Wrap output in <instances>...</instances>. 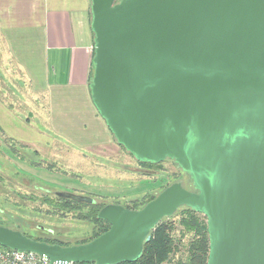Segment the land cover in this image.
<instances>
[{"label": "water", "instance_id": "95a60500", "mask_svg": "<svg viewBox=\"0 0 264 264\" xmlns=\"http://www.w3.org/2000/svg\"><path fill=\"white\" fill-rule=\"evenodd\" d=\"M90 2L95 107L138 161L174 160L194 190L176 181L140 209L106 204L110 228L84 243L0 225V244L52 263L133 261L186 205L207 216L208 264H264V0Z\"/></svg>", "mask_w": 264, "mask_h": 264}, {"label": "rangeland", "instance_id": "374dc122", "mask_svg": "<svg viewBox=\"0 0 264 264\" xmlns=\"http://www.w3.org/2000/svg\"><path fill=\"white\" fill-rule=\"evenodd\" d=\"M3 50L0 44V113L3 116V129L9 136L36 139L33 147L39 151L38 168L33 171L38 178V201L8 199L13 204L21 205L16 218L27 222L30 229L24 233L37 236L40 230L35 227L40 224L44 229H54L52 236L69 243L93 236L97 223L79 218L78 212L51 210L44 197H54L55 200L57 196L54 191L89 195L99 203L134 206L135 200L145 201L147 196L157 195L167 184L176 181H181L190 190L194 188L190 175L170 158L155 168L147 169L122 145L118 146L117 152L108 146L94 152L93 147H86L80 141H71L68 136L54 132L49 124L44 96L33 91L26 73L19 71L14 62L8 61ZM5 110L12 111L16 118L10 115L9 118L14 120H6L3 115ZM13 161L19 168H27L26 164L16 159ZM12 171L15 172V169ZM12 183L14 190L6 191L9 198H15L13 193L20 186L19 180ZM43 188H49L51 193ZM7 207L14 208L9 204ZM181 209L182 206L167 218L174 225L172 235L176 248L170 260L164 264H182L186 261L189 241L195 238L194 232L188 231L180 222L184 214Z\"/></svg>", "mask_w": 264, "mask_h": 264}, {"label": "crops", "instance_id": "0c3cea01", "mask_svg": "<svg viewBox=\"0 0 264 264\" xmlns=\"http://www.w3.org/2000/svg\"><path fill=\"white\" fill-rule=\"evenodd\" d=\"M90 11V0H0V44L33 91L44 96L54 132L94 152L105 146L117 152L121 144L91 97ZM3 115L16 118L9 110Z\"/></svg>", "mask_w": 264, "mask_h": 264}, {"label": "trees", "instance_id": "16d2710c", "mask_svg": "<svg viewBox=\"0 0 264 264\" xmlns=\"http://www.w3.org/2000/svg\"><path fill=\"white\" fill-rule=\"evenodd\" d=\"M138 162L141 164V166L146 167L147 169L155 168L157 165H159V163L143 161ZM168 185L170 184H167L163 189H165ZM147 197L148 198L145 201L136 202L135 200L134 206L126 207L131 209H140L144 204L154 199L156 194H151ZM44 201L50 202L46 196L44 197ZM54 204L55 212H78L79 218L97 223L94 227L95 231L93 236L90 239H86L84 241L69 243L44 233H39L37 236H32L26 233L24 234L34 239L47 241L49 243L71 245L90 241L110 228V223L108 221L98 217L99 211L106 205V203H99L97 200L94 203H88L67 197H56ZM181 210H184V214L180 220L181 224L184 225L188 231L194 232L195 234V238L192 241H189L188 244L187 260L183 261L182 264H208L210 238L207 216L186 205H183ZM168 217L170 216H165L152 230V237L150 241L144 243L143 252L138 259L133 261H124L118 264H164L165 261H169L171 254L173 251H175L176 243L174 242V237L172 235L174 225L173 222L167 220ZM0 247L6 246L0 244Z\"/></svg>", "mask_w": 264, "mask_h": 264}, {"label": "flooded vegetation", "instance_id": "af4514ba", "mask_svg": "<svg viewBox=\"0 0 264 264\" xmlns=\"http://www.w3.org/2000/svg\"><path fill=\"white\" fill-rule=\"evenodd\" d=\"M36 139L33 138H25V137H14L9 136V134L6 133V131L3 129L1 123H0V225H4L13 229H18L22 231L23 233L28 229L27 222H24L22 220L17 219V215H19L18 209L21 205L13 204L9 200H17V198H21L25 201H31V202H37V191L39 188L38 185V178L34 175V170L38 168V156L39 151L35 147H33L34 143L36 142ZM13 159L18 160L21 163L26 164L27 168H19V166L16 164V162L13 161ZM172 160V159H171ZM174 161V160H172ZM7 166H12L15 169V172L12 171L14 169H11ZM8 170H11V172H8ZM19 180L20 186L19 190L15 189L13 197H7V189L9 191L14 190L13 182H16ZM181 182V181H180ZM23 188V189H22ZM47 193H51L49 188H43ZM191 190H194L192 188ZM59 191H54L55 196L61 197L58 195ZM74 193V192H72ZM23 194H25L23 196ZM78 194V193H76ZM83 195V194H80ZM88 196L92 199H94V202L96 201L95 198ZM50 202H48L51 205V210L54 211L55 209V200L54 197L50 198L47 196ZM9 199V200H8ZM82 202H88V203H94L91 201H82ZM14 207V208H8ZM36 209V206H34ZM36 229L40 230V233L52 235L54 233V229L47 228L44 229L43 226L40 224H37ZM30 230V229H28Z\"/></svg>", "mask_w": 264, "mask_h": 264}, {"label": "built area", "instance_id": "2783aa9c", "mask_svg": "<svg viewBox=\"0 0 264 264\" xmlns=\"http://www.w3.org/2000/svg\"><path fill=\"white\" fill-rule=\"evenodd\" d=\"M0 264H78L74 261H55L33 251H21L8 247H0Z\"/></svg>", "mask_w": 264, "mask_h": 264}]
</instances>
